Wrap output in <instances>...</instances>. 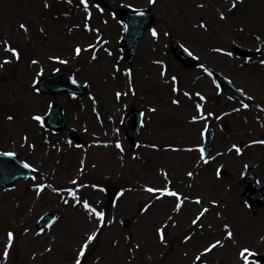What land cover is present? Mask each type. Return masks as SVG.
<instances>
[{
	"label": "rangeland",
	"instance_id": "obj_1",
	"mask_svg": "<svg viewBox=\"0 0 264 264\" xmlns=\"http://www.w3.org/2000/svg\"><path fill=\"white\" fill-rule=\"evenodd\" d=\"M88 4L85 9L81 0H0V152H14L35 169V179L0 189V264H75L94 232L97 237L83 257L86 264H257L256 257L264 255V207L258 202L248 207L241 178L251 168L264 188V144L258 142L264 140V65L259 64L264 60V8L262 13L248 11L249 19L242 20L240 13L220 23L216 18L205 31L198 24L208 22L209 6H222V0H157L155 5L150 0H88ZM129 5L151 10L159 34L158 38L152 31L144 34L132 63L121 56L122 28L111 19ZM59 6L61 14H56ZM77 10L81 19L67 32V22ZM111 23L116 36L109 31ZM85 25L92 27V37L73 39L78 31L74 26ZM238 27L245 34L236 32ZM250 33L262 41L250 38ZM234 44L251 51L263 46V51L245 62L232 53ZM9 45L20 52L19 60L7 51ZM178 45L198 58L196 68L173 57L170 49ZM226 46L231 56L216 53ZM76 47L82 50L79 56ZM5 59L11 63L4 64ZM58 68L72 71L87 92L79 97L40 94L37 81ZM207 68L230 79L252 104L245 107L228 99ZM54 103L64 110L66 129L60 133L33 119L45 117ZM130 107L144 115L135 150L121 127ZM206 125L214 138L203 158ZM37 136L39 148H28L27 140ZM95 141L97 146L90 147ZM107 185L118 190L109 207ZM149 187L179 193L180 211H175L177 198L148 192ZM85 201L105 214L103 226L84 210ZM204 208L209 211L200 216ZM48 212L56 217L54 225L37 231V221ZM160 228L165 230L164 243ZM8 232L14 240L5 259ZM217 240L222 246L205 254L204 249ZM245 248L255 253L247 261L240 255ZM198 255L200 261L195 259Z\"/></svg>",
	"mask_w": 264,
	"mask_h": 264
},
{
	"label": "water",
	"instance_id": "obj_2",
	"mask_svg": "<svg viewBox=\"0 0 264 264\" xmlns=\"http://www.w3.org/2000/svg\"><path fill=\"white\" fill-rule=\"evenodd\" d=\"M119 16L123 21L129 24V31L123 40L122 46L124 49V56L129 61H131L133 59L137 43L140 39L143 30L153 25V19L148 13H142V15L141 13H135L131 15V17H133L132 19H126L124 17L125 14L123 12H119ZM177 55L180 59H182L190 66H193L195 64V61L192 59V57L189 56L185 51L178 50ZM219 80L229 96H231L232 98H237L239 100H245V97L241 95L240 92L235 90L228 81L221 77L219 78ZM39 88L43 93H83V89H80V87L73 83L70 73L68 72H62L55 76L45 78L41 82ZM134 115L135 112L133 110L132 113L128 116L125 124L128 138L130 139L133 146H135L137 140L138 124L140 119L139 116H137V118L132 120V116ZM45 124L47 125V127L58 131H61L65 128V124L61 116V110L57 106L52 109L49 117L45 119ZM210 140L211 134L208 131L205 135V153L208 151ZM30 175H32V172L27 167H25V165L17 161L15 158L0 155V187H11L17 179L26 178ZM248 178L252 180V183L248 185L247 192H251L249 197L251 199V203H253L255 201L254 194L256 193V191L261 192L262 188L259 186L257 179L252 173V170L247 171L243 180L246 181ZM110 191L112 192H109V202L113 199L114 189ZM261 198L262 199L259 204L260 206H264V195H262ZM50 220L51 217L47 216L43 220V222H41V225H44L45 223H47V221ZM259 260L264 262V258H259Z\"/></svg>",
	"mask_w": 264,
	"mask_h": 264
},
{
	"label": "snow or ice",
	"instance_id": "obj_3",
	"mask_svg": "<svg viewBox=\"0 0 264 264\" xmlns=\"http://www.w3.org/2000/svg\"><path fill=\"white\" fill-rule=\"evenodd\" d=\"M68 2L71 3V0H68ZM156 2H157V0H150V3H152L153 5H155ZM239 2H240V3H243V0H239ZM81 3L83 4V6H84L85 9L88 8V6H89V4H88V0H81ZM46 6H47V5H46ZM129 7H131V5H129ZM200 7H203V5L201 4ZM231 7H232L233 9H235V8L237 7V0H232ZM101 11H102V9H101ZM141 15H142V13H141ZM220 19H221V20L227 19V17L224 15L223 12L220 13ZM199 27H204V28H206L207 25H205V24H201V25H199ZM20 28H21V29H24V31H27V27H26L24 24H21V25H20ZM41 31H43V29H41ZM241 31H242V29H241ZM152 35H153L154 37H157V38H158V36H159V34L157 33V31H156L155 29H152ZM89 47H92V46L90 45ZM7 51L11 52V53L14 55V57H15L16 60H19V59H20V52L17 51L15 48H13V47H11V46L9 45V46H7ZM81 51H82V50H81L80 47H76V48H75V53H76L77 56H79V55L81 54ZM216 51H221V50H220V49H216ZM189 54L191 55V53H189ZM227 55L231 56L232 53H231V52H228ZM55 59L58 60L59 58H55ZM59 62H60V63H67L66 60H60ZM3 63H4V64H7V63H11V61L5 59ZM32 63H38V62H37V61H32ZM158 63H159V61H158ZM2 66H3V64H0V67H2ZM127 74L130 76V75H131V70H129ZM40 75H43V69H41V71H40ZM172 79L175 80L176 77H172ZM73 83H75V80L73 81ZM174 90H175V91H179V89H174ZM124 94L126 95V93H124ZM184 94H185V95H189V93H187V92L184 93ZM116 95H117V98H119V97L121 96V93L118 92ZM196 95L200 96L199 93H197ZM93 99H94V98H93ZM200 99L203 100L204 97H203V96H200ZM173 103H175V104H179L180 101H179V100H174ZM245 107H247V105H245ZM197 108H200V105H199V104L197 105ZM151 110H152V111H155L154 108L151 109ZM199 115H201V116L203 115V110H202V109H201ZM8 119L11 120V119H13V117H12V116H9ZM33 119H35V120H37V121H42V117L39 116V115L34 116ZM192 119H193V121H195V120L197 119V116H193ZM258 142L261 143V144H264V140H261V141H258ZM117 146L120 147L119 145H117ZM233 148H236V151H237V152H240V149H239L236 145H233ZM121 150H123V149H121ZM200 151H201V153H203L204 150H203V149H200ZM0 155H4V156H7V157H15V156H16V153H14V152H4V153H0ZM205 162H207V161H205ZM25 167H31V166L26 164ZM217 174L219 175V172H218ZM165 175H166V174H165ZM188 175L191 177V176L193 175V173H192V172H189ZM33 179H35V177H33ZM73 183H75V181H74ZM41 190H43L42 186H41ZM146 190H147L148 192H158V191H159V192H161L162 194H166L167 196H171V197H175V198H177V200L179 201V203L176 205L175 211H177V212L180 211V207H181V204L183 203V199L181 198L180 194L177 193L176 191L171 190V188H166V189H156V188H151V187L147 188ZM69 191L71 192V190H69ZM71 194H72L74 200H76L77 202H79V198L76 197V194H75L74 192H71ZM65 203L67 204L68 201H65ZM196 203H201V201H200L199 199H197V200H196ZM213 203H215V201H213ZM83 207H84L85 209H88L89 212L93 213V214L95 215V217H97V218L99 219V221L101 222V226H103V222H104V220H105V214H104L102 211H97V209L94 208V207H92L91 205H89V204L87 203V201H85V202L83 203ZM145 211H147V209H145ZM208 211H209L208 208H204V209L202 210V212L200 213V216H203V214H204V213H207ZM199 218H200V217L198 216L197 219L193 220V224H196V223L198 222ZM228 227H229L228 225H225V228H228ZM158 233H159V237H160L161 242L164 243V242H165V230H164V228H160V229H158ZM227 236H228L229 238H232V237H233V233L229 230V231L227 232ZM96 237H97V233H95V232L92 233L90 236L87 237L86 241L83 243L82 248H81V250H80V252H79V258H77V259L75 260V264H81V258H83V257L85 256V252L87 251V249H88V247H89V244H90L92 241H94V240L96 239ZM7 238H8V243H7V246H6V250H5L4 253H3V256L5 257V259H7L8 255H9V250L12 248V243H13V240H14V234H13L12 232H8V234H7ZM190 238H191V237H186L185 239L187 240V239H190ZM218 245L222 246L221 241H219V240H217L215 243H212V244H210L208 247H206V248L204 249V253L207 254L208 252H211V251H212L213 249H215ZM136 247H139V245H137ZM246 254H247V255H246ZM240 255H241V257H242L245 261H247V260H248V257H249V256H252V255H255V253H252V252L249 251V249L245 248V249L240 253ZM195 259H196L197 261H200V260H201V256L198 255V256L195 257Z\"/></svg>",
	"mask_w": 264,
	"mask_h": 264
},
{
	"label": "bare ground",
	"instance_id": "obj_4",
	"mask_svg": "<svg viewBox=\"0 0 264 264\" xmlns=\"http://www.w3.org/2000/svg\"><path fill=\"white\" fill-rule=\"evenodd\" d=\"M59 9V10H58ZM61 7L59 6L58 8H57V10L55 11L56 12V14H61ZM78 10H80L81 12H82V10L79 8ZM76 11L75 13H74V16H75V18L73 17V20H71V23H69V22H67L68 24H69V28H67L66 29V31L67 32H69V30H70V27H72V23L73 22H75V23H78L79 21H80V19H81V13H80V11ZM216 11H218V10H216ZM215 11V12H216ZM56 14L55 15H53V16H56ZM61 16H63V15H61ZM52 21V24H58L59 26H61L62 24H63V22H62V20L60 21V22H54L53 20H51ZM75 28H76V30H78L73 36V39H75V40H82L83 38H86V37H90V36H92V31L91 32H89V31H86L85 30V28H82L81 26H74ZM111 29H113V30H111ZM81 30V31H80ZM109 31H110V33H111V35L112 36H116L115 34H116V32H117V28L115 27V25L113 24V23H111V28H109ZM108 30H104V33H108L109 32ZM260 70H262L261 68H260ZM107 78V77H106ZM121 80V78L119 79L118 78V80H116V84L119 82ZM93 122V121H92ZM38 136L37 137H35V138H33L32 140L29 138L28 140H27V142H26V144H27V146H28V148H30V149H38L39 148V145L37 144V141H38ZM99 145H100V143H99ZM92 146H97V142L95 141V142H93L91 145H90V147H92ZM60 182V181H59ZM52 186V185H51ZM53 187V186H52ZM38 195V194H37ZM22 208L23 209H25L26 207H27V204L25 203V201H23L22 202ZM76 235H78V236H80V235H82V233H80V232H76L75 233ZM64 255V254H63ZM60 260H62V259H60Z\"/></svg>",
	"mask_w": 264,
	"mask_h": 264
},
{
	"label": "flooded vegetation",
	"instance_id": "obj_5",
	"mask_svg": "<svg viewBox=\"0 0 264 264\" xmlns=\"http://www.w3.org/2000/svg\"><path fill=\"white\" fill-rule=\"evenodd\" d=\"M240 2L237 0V7L228 13L229 17L236 18L237 17V9L240 7ZM262 8H264V0H253V1H246L243 5V11L240 12V16L242 13L245 12L247 9H253L262 13ZM237 49V48H236ZM238 50V49H237Z\"/></svg>",
	"mask_w": 264,
	"mask_h": 264
}]
</instances>
